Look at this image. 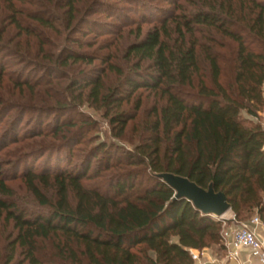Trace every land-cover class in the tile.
<instances>
[{"label":"trees","instance_id":"obj_1","mask_svg":"<svg viewBox=\"0 0 264 264\" xmlns=\"http://www.w3.org/2000/svg\"><path fill=\"white\" fill-rule=\"evenodd\" d=\"M4 1L7 34L16 30L32 38L40 29L65 26L61 35L75 46L82 45L75 35L83 27L90 31L91 13L105 1L124 0H23L28 11L15 0ZM195 5L189 13L160 18L144 37L138 29L137 40L126 49L131 62L126 73L108 56L106 70L121 79L114 87L105 90V69L73 81V87L90 88L89 103L101 104L118 138L135 119L127 107L136 93L160 96L144 141L129 158L149 174H89L101 151L110 163L105 142L89 151L78 173L24 174L30 192L49 211L29 214L0 199V217L5 214L18 230L7 264H195L193 250L221 244L223 222L188 199H176L161 173L187 177L205 189L213 184L226 194L237 220L255 211L264 219V0ZM45 45L42 41L41 51ZM96 59L69 49L62 63ZM137 98L135 113L142 106ZM94 125L87 120L59 124L54 141L77 145ZM95 178L97 184H87ZM0 190L11 198L1 174ZM44 242L52 248L44 250Z\"/></svg>","mask_w":264,"mask_h":264},{"label":"rangeland","instance_id":"obj_2","mask_svg":"<svg viewBox=\"0 0 264 264\" xmlns=\"http://www.w3.org/2000/svg\"><path fill=\"white\" fill-rule=\"evenodd\" d=\"M15 1L20 9L29 10L28 0ZM30 1L38 4L40 0ZM196 3L199 0L105 1L102 8L89 16L87 27L90 31L83 27L75 35L82 45L74 46L61 35L65 33L61 20L57 22L63 26L58 27L60 31L40 29L32 38L19 35L16 30L7 34L2 17L9 9L4 7L9 5L0 0V32L4 35L0 39V174L12 190L11 198L0 190V199L18 204L29 214L48 212L30 192L23 175L28 172L53 174L61 169L78 173L83 159L100 142L110 145L107 151L112 159L110 163L107 158L103 159L108 153L101 151L92 160L89 174H149L143 165L132 164L129 158L130 153L143 143L146 124L153 120L151 110L162 102L160 96L149 90L137 92L127 107L135 114V119L128 124L124 137L118 138V129L114 130L109 119L104 117L101 104L89 103L87 94L90 88L83 90L79 86L73 87V81H80L83 75L89 73L98 75L100 70L105 69L104 88L108 90L114 87L121 79L117 73L106 70L105 60L108 56L126 73L131 67V62L125 57L126 49L137 40L138 29L144 37L160 18L189 13L195 9ZM88 11L87 4L84 13ZM42 41L46 45L41 51ZM69 49L97 59L92 64L79 62L65 65L62 61ZM137 97L141 98L142 106L135 113ZM84 120L95 125L85 127L86 130L91 128V131L84 139H79L77 145H67L69 141L60 145L58 140L54 141L53 133L57 125L71 122L80 125ZM261 120L263 122L262 117ZM72 130L76 134V129ZM38 131L42 133L35 135ZM55 142L58 147H55ZM99 181L95 178L87 184H97ZM257 215L261 216L255 211L245 219L237 220L233 211L229 210L222 217H217L223 222L222 236L239 223H248ZM17 233L14 224L7 221L3 214L0 217V264H7ZM223 241L208 248L218 264H228ZM41 246L44 250L52 248L50 242H44Z\"/></svg>","mask_w":264,"mask_h":264},{"label":"built area","instance_id":"obj_3","mask_svg":"<svg viewBox=\"0 0 264 264\" xmlns=\"http://www.w3.org/2000/svg\"><path fill=\"white\" fill-rule=\"evenodd\" d=\"M228 264H264V220L254 216L223 235ZM195 264H218L208 249L193 250Z\"/></svg>","mask_w":264,"mask_h":264},{"label":"water","instance_id":"obj_4","mask_svg":"<svg viewBox=\"0 0 264 264\" xmlns=\"http://www.w3.org/2000/svg\"><path fill=\"white\" fill-rule=\"evenodd\" d=\"M158 176L174 188L176 199H188L203 213L222 217L231 210L226 194L216 191L213 184L205 189L184 176L173 173H161Z\"/></svg>","mask_w":264,"mask_h":264},{"label":"crops","instance_id":"obj_5","mask_svg":"<svg viewBox=\"0 0 264 264\" xmlns=\"http://www.w3.org/2000/svg\"><path fill=\"white\" fill-rule=\"evenodd\" d=\"M261 115H262V118H263V125H264V110H263V112L261 113ZM206 249H208V248H206ZM209 250V249H208Z\"/></svg>","mask_w":264,"mask_h":264}]
</instances>
